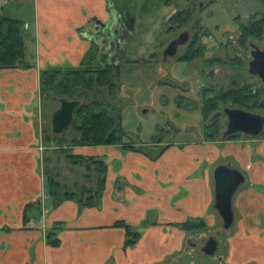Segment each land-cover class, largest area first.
I'll use <instances>...</instances> for the list:
<instances>
[{
  "label": "crops",
  "instance_id": "crops-1",
  "mask_svg": "<svg viewBox=\"0 0 264 264\" xmlns=\"http://www.w3.org/2000/svg\"><path fill=\"white\" fill-rule=\"evenodd\" d=\"M6 1L12 0L0 2V18L7 16L1 14L9 6ZM16 2L19 16L7 17L24 24L25 60L30 66L0 68V264H264L263 138L192 142L182 148L174 143L156 159L113 145L73 146L71 151L107 163L100 204L82 207L65 200L53 205L46 171L59 181L63 177L49 168L42 170L50 157L41 152L39 71L47 66L77 65L92 41L104 35L84 31L91 26L89 20L108 23L111 12L108 0ZM28 5H32L31 15L24 11ZM204 6L199 5V10ZM115 18L121 23L120 16ZM125 45L115 52L117 64ZM153 57L149 62H158L159 57ZM218 164L238 169L245 181L232 197L233 222L224 252L216 262L206 263L189 259L190 231L174 224L188 220H200L206 228L219 224L212 177ZM81 170L83 178L86 171ZM70 178L75 175L65 177ZM117 178L120 185L116 188ZM94 180L91 174L90 182L76 179L68 188H94ZM28 203H38L40 213L25 214ZM119 221L140 231L134 245L125 246V229L116 225ZM50 230L59 239L57 246L47 243Z\"/></svg>",
  "mask_w": 264,
  "mask_h": 264
},
{
  "label": "rangeland",
  "instance_id": "rangeland-1",
  "mask_svg": "<svg viewBox=\"0 0 264 264\" xmlns=\"http://www.w3.org/2000/svg\"><path fill=\"white\" fill-rule=\"evenodd\" d=\"M2 1L0 0V2ZM171 1L170 5H166V0H118L120 9L130 12L136 17L135 28L130 33V39H128L130 36L128 31H123L127 44L120 56L119 80L117 79L120 84L119 94L111 99L104 88L98 87L87 93L89 99L98 98L105 103L110 111H113L114 108L119 112L122 117V127L127 134L124 141H131L138 146L142 145V150L150 155L158 152L163 154L172 145H175L174 143L182 148L192 142L205 141L202 118L198 111L200 84L202 83L201 68L205 66L203 60L215 56L233 57L235 51L231 50L230 45L225 46L224 44L231 35H237V23H244L251 14L264 11V3L260 0H203L202 5L205 4V6L197 11L196 16L200 19L204 31L208 33L202 39L207 50L203 58L186 62L179 60V56L184 51L183 46L177 48L175 55L163 58L165 46L177 33L166 32V18L173 11L184 9L189 4L183 0ZM4 4L9 6L2 10L1 14L7 16H17L16 14H18L19 16L16 0L6 1ZM32 10V5H28L24 11L31 15ZM22 11L23 9H20L21 13ZM115 13L118 15L117 12ZM121 34V29L118 27L115 35L120 36ZM233 38L236 37L233 35ZM93 41L101 51L104 49V52H108L106 49L108 45L104 38L100 41ZM27 47L29 49V44ZM113 48L109 50L111 54L114 53ZM26 53L28 56L29 50ZM153 55L159 57L158 62H149L150 58H154ZM222 70L228 69L223 68ZM226 81V77L223 78L222 84H226ZM181 95L184 96V99ZM58 99L53 95L41 93L39 133L42 144H44V146L41 144V152L46 151V153L43 152V157H50L49 165L46 162L43 163L42 170L49 168L52 174L60 172L63 177L60 182H64L72 188L76 179L82 184L86 182L80 175L81 167L75 168L76 170L71 168L72 165L66 162L64 153L59 150L65 148L66 142L64 143V141H70V137L73 135L72 130L67 127L62 134H58L54 142L48 143L45 140V136L54 135L51 130V116L59 107ZM84 99L82 97L79 100L83 101ZM243 136L240 134V137ZM152 137L161 140H158L160 142L157 145L151 146ZM223 140L227 139H221V141ZM72 152L85 154L84 152ZM58 158L61 159L60 163L56 162ZM53 166L56 167V170L53 169ZM69 174L72 177L75 175V179H65ZM241 187L242 184L239 189ZM229 231L230 228H223L222 220L214 228L191 230L188 233L187 246L188 248L193 247L192 250L190 249L189 259L203 260L206 263L216 262L224 252L226 236ZM210 236L218 241V247L213 255L207 256L202 253L201 247L205 245Z\"/></svg>",
  "mask_w": 264,
  "mask_h": 264
},
{
  "label": "trees",
  "instance_id": "trees-1",
  "mask_svg": "<svg viewBox=\"0 0 264 264\" xmlns=\"http://www.w3.org/2000/svg\"><path fill=\"white\" fill-rule=\"evenodd\" d=\"M264 3V0H260ZM169 0H166V3ZM108 6L117 12L122 20V24L128 32H133L136 17L128 11L120 9L118 0H108ZM198 4L190 2L184 9L171 13L166 18V32H177L183 28H189L193 32V40L184 48L179 60L191 62L203 58L206 53V45L200 40L207 33L201 25L200 19L196 16ZM242 46L243 41L250 35L261 36L264 32V11L263 18L259 19V14L250 16L249 21L239 25ZM25 28L24 24L15 18L2 16L0 18V68H28L30 64L25 60ZM208 62H218L219 65L227 66L230 69L229 87L219 91L214 89L209 93L206 89H200L202 99L201 117L204 122L209 121L211 114L219 109V104H231L236 107H243L251 100L250 96L260 98L262 93L256 89L255 95H250L255 88L257 81L246 72V63L238 56L234 57H207ZM116 58L108 52L101 51L100 47L92 41L91 48L84 54L77 65H57L47 66L39 71V91L40 94L53 95L58 98H68L83 101L73 111V120L69 128L73 135L70 141L66 142L65 148L59 150L64 153L66 160L74 165L83 167L86 174L83 175L85 181H91V174H94V188L85 189L80 186L77 189H69L66 184H62L56 177L46 171L49 195L53 205L57 206L65 200H73L82 207H95L100 204L101 196L107 176V163L105 159L82 154H74L71 151L73 146H118L123 152L136 151L150 155L131 141H124L127 137L126 131L122 127L121 114L113 108L109 110L103 101L98 98L88 97V92L94 91L96 87L104 88L111 99L119 94L120 84L119 66L114 63ZM118 79V80H117ZM118 87V88H117ZM94 88V89H93ZM205 95V96H204ZM249 99V100H248ZM258 99H253V105L257 106ZM210 100H215L214 104ZM203 137L205 141L213 142L222 139L223 124L218 120L210 125L204 124ZM64 132V131H63ZM62 134V133H61ZM58 135L45 136L46 142H54ZM240 133H235L225 137L227 140L239 138ZM264 138V130L258 136ZM152 146L157 145L160 138L152 137ZM162 152L150 155L156 159ZM120 185L119 178L116 180V188ZM31 210L40 213L38 203H28L25 206V214ZM116 225L125 229V246L134 245L139 237L140 231L123 221L116 222ZM146 222L142 223L145 226ZM181 229L203 230L205 225L202 221L188 220L183 223L174 224ZM47 243L57 246L59 239L55 237L54 230L46 233Z\"/></svg>",
  "mask_w": 264,
  "mask_h": 264
},
{
  "label": "water",
  "instance_id": "water-1",
  "mask_svg": "<svg viewBox=\"0 0 264 264\" xmlns=\"http://www.w3.org/2000/svg\"><path fill=\"white\" fill-rule=\"evenodd\" d=\"M97 21L100 20L92 18L88 23L93 22L95 24ZM88 28L92 27L88 26ZM94 30L97 31L98 28H94ZM188 38V33L182 32L178 37L171 40L163 50V58L175 55L177 48L185 44ZM247 72L249 75H254L264 81V50L256 49L252 52V59L248 62ZM58 102L59 107L51 116V130L56 135L62 133L71 125L73 111L80 104V100L59 98ZM225 114L227 121L226 128L222 133V139L235 133H243L247 137H257L263 131L264 115L239 108H227L225 109ZM212 177L214 190L213 207L221 217L223 228L229 229L233 222L232 197L236 189L245 181V177L238 169L224 164H218L214 167ZM217 247L218 241L213 236H210L205 245L201 247V251L204 255L210 256L215 253Z\"/></svg>",
  "mask_w": 264,
  "mask_h": 264
},
{
  "label": "flooded vegetation",
  "instance_id": "flooded-vegetation-1",
  "mask_svg": "<svg viewBox=\"0 0 264 264\" xmlns=\"http://www.w3.org/2000/svg\"><path fill=\"white\" fill-rule=\"evenodd\" d=\"M202 2H203V0H199L197 2L198 9H200L199 5H202ZM110 12H111V15H110V20L108 21V23L102 22V21H97L94 24L93 22H91L89 25H91L92 28L87 27L84 29V31L89 32L93 36H95L96 32L104 33V35H103V37H101V39H103V38L105 39L106 44L108 45L106 47V49L108 50L109 55H114L116 58L115 52L118 49H120L122 46L127 44V40H125L124 32H123V31L126 32V28L122 24V20L120 23L118 21V19L115 18L117 16L115 11H113L110 8ZM258 14H259V19H262L263 13H258ZM251 15H253V14H251ZM249 18L250 17H248L247 21H249ZM246 22H244V23H246ZM104 23L106 24L105 26H104ZM242 23L243 22L237 23L238 24L237 35L233 34L236 38L234 39L233 35H231L230 38L228 39V41L224 45L225 46L230 45L231 50L233 52L235 51L233 57L238 56L241 60H243V62L246 63V70H247L248 69V62L252 59V52L255 51L256 49L264 50V32L261 34V36H255V37H253L252 35L248 36L246 38V40L243 41L244 46H242L241 45L242 42H241V37H240V30H239V25ZM118 24H119V28L121 29V32H122V34L120 36L115 35V31L118 29V26H117ZM94 28H98V30L95 31ZM182 32H187L189 35L187 42L183 45H180V46H183L185 48L189 44V42L193 40V32L189 28H183V29L177 31V33L175 34L174 37L171 38V40L178 37L179 34H181ZM204 32H206V31H204ZM207 35H208V33L206 35H204L200 41L202 42V39ZM112 47H114L113 48V50H114L113 54H111V52H109V50ZM217 57H220V56H217ZM206 59L207 58H205L203 60V62L205 63L204 68H201L202 69L201 70L202 83L200 84V89L201 88L206 89V90H208L209 93H213V90L215 88L218 89L220 92L223 90H226L229 87L230 69H228L227 66L219 65L218 62H208ZM223 68L228 69V70L223 71L222 70ZM250 76H253L254 79L257 81V84H256L255 88L252 89V92H250V95H255L256 89L259 88L260 90H258V93H262V95H260V98L258 99L257 97L250 96L249 99H251V100L246 104V106H243V107H236V106H232L231 104H219L218 105L219 109H217L216 111H214L211 114L209 121L204 122L202 119V130H203V132L205 130L204 124L210 125L211 123H213L217 120L223 124V131H224L226 128V121H227L225 109H227V108H229V109L239 108V109H244V110H247L250 112H255L256 114H259V115H264V81L260 80L258 77L254 76V75H250ZM225 77L227 79L226 84H222L223 78H225ZM182 98L184 99V96H182ZM202 99H203V96H200V106L198 107V111L200 112V114H201V108H202ZM253 99H258L257 106L253 105L254 104ZM210 102L212 104H214L215 100H212V101L210 100ZM263 130H264V125H263ZM240 134H243V133H240ZM243 135L246 136L245 134H243Z\"/></svg>",
  "mask_w": 264,
  "mask_h": 264
}]
</instances>
